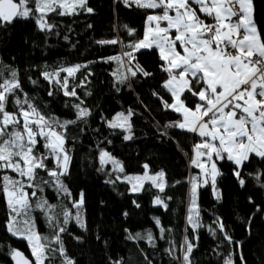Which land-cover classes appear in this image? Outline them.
I'll list each match as a JSON object with an SVG mask.
<instances>
[{
	"label": "snow or ice",
	"instance_id": "obj_1",
	"mask_svg": "<svg viewBox=\"0 0 264 264\" xmlns=\"http://www.w3.org/2000/svg\"><path fill=\"white\" fill-rule=\"evenodd\" d=\"M122 3L154 11L146 15L143 37L126 45L129 51L102 58L116 64L112 72L114 87L117 91L120 90L118 85L131 87L129 81L138 73L144 77L151 76L136 60V53L151 49L158 52L159 59L163 61L161 70L167 75L162 87L173 99L171 104L164 101L163 105L182 116L181 120L170 122L166 127L199 137V141L192 145L193 156L189 161L190 166L199 171L188 177L187 226L193 230L195 240L199 239L198 230L208 227L213 236L219 232L222 241L231 244L233 238L219 217L214 228L202 223L199 189L210 184L215 199L220 201L222 196L217 188V177L223 176L218 168L220 161L227 160L234 165L233 175L243 188L246 180L241 171L250 155L264 160V15L258 26L254 0H122ZM79 11L92 13L94 10L88 7V0H0V28H6L17 20L33 19L40 31L51 32L56 26L48 22L49 13L64 16L75 15ZM202 15L211 22L201 19ZM124 28L129 36L135 33V29L127 25ZM98 43L116 45L121 41L117 38ZM86 67L77 64L48 71L45 66L41 75L50 85L47 94L51 97L60 92L66 97L79 99L76 89L82 87L83 82L70 85L69 81H75L76 74ZM5 70L9 73L7 77ZM61 73L65 75L61 76ZM30 82L37 83L31 79ZM194 84L201 85L198 92L193 90ZM185 92L198 100L194 108L188 107L182 99ZM9 98L15 111L7 110ZM71 107L75 110V119L72 120L45 115L23 91L18 70L9 66L0 70V193L7 216L4 227L13 237L27 242L33 258L29 259L22 251L13 248L8 255L15 264H76L75 259L68 255L63 236L69 234L70 224L84 231H87V225L83 192L78 200L74 199L64 182V178L70 175L72 163L67 129L77 121L86 123L91 110L84 106L83 100ZM133 115L132 109L127 113L118 112L106 124L112 130H123L127 133L123 138L131 140ZM38 145L44 151H39ZM49 161L52 167H49ZM99 164L98 171L104 172L110 165L111 173H117L115 179L109 173L110 178L105 183L126 182L132 193L144 190L146 181L160 193L167 186L162 170L150 175L145 164L143 175H128L122 163L105 149H99ZM9 170L16 175L9 174ZM40 171L46 174L47 179L39 175ZM247 175L264 188V172ZM46 187L53 188L57 197H62L71 207L50 203L44 195ZM170 199L157 195L153 202L167 210L166 200ZM249 202H252L251 198ZM37 210L44 218L48 233H41L38 229L34 215ZM256 210L261 211L259 206ZM255 214L252 213L253 216ZM124 215L128 214L125 212ZM153 219L163 239L164 233L170 229H165L159 218ZM248 223L251 224V219ZM74 239L82 242L83 238L75 236ZM127 239H146L153 248L156 247V238L151 231L146 235L129 232ZM235 243L239 247L241 242ZM195 246L185 236L182 255L176 254L174 246L165 252L175 264H192L190 257ZM236 256V252L229 254L223 259V264H235ZM238 257L240 264H246L242 251ZM113 264H123V259Z\"/></svg>",
	"mask_w": 264,
	"mask_h": 264
},
{
	"label": "trees",
	"instance_id": "obj_2",
	"mask_svg": "<svg viewBox=\"0 0 264 264\" xmlns=\"http://www.w3.org/2000/svg\"><path fill=\"white\" fill-rule=\"evenodd\" d=\"M88 7L94 11H79L75 15L64 16L49 13L48 22L56 26L51 32L40 31L33 19L17 20L6 28H0V70L3 66L18 70L23 91L45 115H55L62 120L75 119V110L71 105L79 100H83L84 106L91 110L86 123L77 121L67 129V146L72 150V163L70 175L64 178V182L74 199L78 200L83 192L87 225V231L78 229L74 224L69 225V234L63 236L68 255L75 259L76 264H113L121 258L123 264H149V261L152 264H175L165 249L174 246L176 254L182 255L181 246L187 236L196 245L190 257L192 264H223V259L233 252L237 253L235 264H240L238 253L241 251L246 264H264V188L247 175L264 172V160L250 155L241 171L246 180L243 188L233 175L234 165L227 160L220 161L218 167L223 172V176L217 177V188L222 196L220 201L215 199L210 184L199 190L202 223L214 228L219 217L233 243L223 242L219 232L213 236L208 227L199 229V239H193V230L186 222L188 177L196 171L189 161L192 145L199 137L166 127L170 122L181 120L182 116L163 105L164 101L173 102L170 93L162 87L167 79L166 73L161 70L163 61L155 49L137 52L136 60L152 75L144 77L138 73L137 77L130 79L131 87L118 85L120 90L117 91L112 76L116 64L102 59L129 51L126 45L143 37L146 15L154 10L128 7L122 0H88ZM203 18L211 22L202 15ZM124 25L135 29V33L129 36ZM117 38L121 43L116 45L98 43ZM77 64L87 65L76 74L75 81L69 82L70 85L83 82V86L76 89L79 99L66 97L60 92L50 97L47 94L50 85L41 75L45 66L52 71ZM8 75L5 70V77ZM30 79L37 83L32 84ZM200 87L194 84L193 90L198 92ZM182 99L190 108L198 102L188 92ZM128 109L134 112L131 140L123 138L127 134L123 130H112L106 124L116 113ZM7 110L15 111L11 98ZM165 132L167 135H164ZM38 149L44 151L39 145ZM99 149H105L117 158L126 174L144 173L145 164L151 173L162 170L167 183L165 191L160 193L150 182L138 193H132L130 185L123 181L115 185L105 183L110 178L111 166H107L104 172L98 171ZM48 164L52 167L51 161ZM39 175L47 179L43 171ZM116 175L111 173V178L115 179ZM44 195L50 203L71 207L62 197H57L51 187L45 188ZM157 195L171 197L166 200L167 210L154 204ZM257 206L261 211L257 212ZM252 213L256 214L253 216ZM34 215L39 231L48 233L39 210ZM154 217L159 218L165 229H170L164 233L163 239ZM6 219V205L0 193V264H15L8 255L13 248L32 258L27 242L6 231ZM148 231L156 238L155 248L146 239H127L129 232L146 235ZM75 236H81L82 242L74 239ZM235 242H241L239 247Z\"/></svg>",
	"mask_w": 264,
	"mask_h": 264
},
{
	"label": "water",
	"instance_id": "obj_3",
	"mask_svg": "<svg viewBox=\"0 0 264 264\" xmlns=\"http://www.w3.org/2000/svg\"><path fill=\"white\" fill-rule=\"evenodd\" d=\"M254 3L257 6V13H256V22L257 25H260L261 22V16L264 15V0H254ZM264 34V33H262ZM23 252V251H22ZM25 254V256H27L29 259H32L31 257H29L25 252H23ZM15 263V261H14Z\"/></svg>",
	"mask_w": 264,
	"mask_h": 264
},
{
	"label": "rangeland",
	"instance_id": "obj_4",
	"mask_svg": "<svg viewBox=\"0 0 264 264\" xmlns=\"http://www.w3.org/2000/svg\"><path fill=\"white\" fill-rule=\"evenodd\" d=\"M194 6V5H193ZM178 50H179V47H178ZM63 75H65L64 73H61V76H63ZM70 82V81H69ZM121 112H125V113H127V111H121ZM114 117V116H113ZM112 117V118H113ZM112 118H110V119H108V120H111ZM199 141V139L197 140V142ZM192 156H193V152H192ZM192 158V157H191ZM219 168V167H218ZM147 171H148V173L150 174V175H154V174H156V173H151L148 169H147ZM198 169H196V171L194 172V174H197L198 173ZM145 173V172H144ZM144 173H142V174H128V175H143ZM12 174V173H11ZM193 174V175H194ZM122 175V174H121ZM15 176V175H14ZM165 180H166V178H165ZM147 183V181L144 183V186H145V184ZM200 190V189H199ZM198 204H199V200H198Z\"/></svg>",
	"mask_w": 264,
	"mask_h": 264
},
{
	"label": "crops",
	"instance_id": "obj_5",
	"mask_svg": "<svg viewBox=\"0 0 264 264\" xmlns=\"http://www.w3.org/2000/svg\"><path fill=\"white\" fill-rule=\"evenodd\" d=\"M203 19H205V18H203ZM206 21V20H205ZM207 22V21H206ZM189 107V106H188Z\"/></svg>",
	"mask_w": 264,
	"mask_h": 264
}]
</instances>
